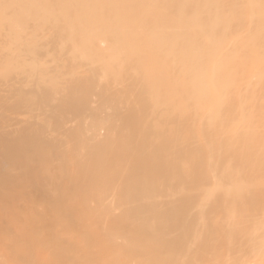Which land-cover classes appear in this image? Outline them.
<instances>
[{
    "label": "bare ground",
    "instance_id": "obj_1",
    "mask_svg": "<svg viewBox=\"0 0 264 264\" xmlns=\"http://www.w3.org/2000/svg\"><path fill=\"white\" fill-rule=\"evenodd\" d=\"M0 264H264V0H0Z\"/></svg>",
    "mask_w": 264,
    "mask_h": 264
},
{
    "label": "rangeland",
    "instance_id": "obj_2",
    "mask_svg": "<svg viewBox=\"0 0 264 264\" xmlns=\"http://www.w3.org/2000/svg\"><path fill=\"white\" fill-rule=\"evenodd\" d=\"M57 2H62L63 0H55ZM57 7H62V4L58 3ZM19 14H21L24 18H28L30 16V11L29 10H24V11H20L19 10ZM126 42V41H125ZM146 42V41H144ZM102 47H104L107 43L104 42L101 43ZM136 48V45L134 46ZM61 49H63V52L68 53L74 50V47L72 46V44L69 42L68 44H65L63 46V48L61 46H57L53 51L59 52L61 51ZM139 53H136V51H129L130 53H132L135 56V60L136 65L139 69L140 72L144 73L145 75H147L148 73H154L156 76L160 77L162 80V83L164 84L165 88H168L170 86V71L171 68L165 67L163 60L164 58H170L171 54H166V51L164 50V48H160L159 49V54H160V59L157 60H153L148 56V51L145 49L142 50H138ZM54 54V56L51 55H44L41 59L40 57V53L36 52L37 55H33V57L35 58L37 64L35 65L37 73H38V78L42 79L45 81L42 90L46 91L47 93H49L50 95L52 94L53 90L51 88H48V85H55L56 88H58L62 83V85H70L73 88L74 87H90L92 89V93L89 95V97L95 101L92 102L90 104V107L92 106V111L97 112L99 107H100V103L98 98V94L100 93V91L102 90L103 86H101V84L98 82L99 77H90L89 73L85 70H82L81 67H78L76 69V75L72 80H68L66 79V81L64 82L62 74H60V76L58 77L56 75L55 69H57V73H59L58 69L59 67L62 65L63 62H66L68 60H70L69 56L70 54ZM165 55V56H164ZM163 56V57H162ZM33 60V58H32ZM43 63H46L45 65H42ZM47 63H50L52 66L51 68H49V65H47ZM42 65V66H41ZM58 78V79H57ZM57 79V80H56ZM128 79V78H127ZM144 79H146V77H144ZM93 84V85H92ZM77 91V88L75 89ZM149 92H146V90L144 89V87H142L141 89L137 90V95L139 97L145 96L146 94H148ZM58 94V93H57ZM97 99V100H96ZM49 107L47 105H39L40 109H42V107ZM49 109H53L52 107H49ZM99 114V112L97 113ZM67 117L70 119V124L71 126L75 127L79 124V118L80 115L77 114L75 111L70 110L69 113L67 114ZM87 118H85V120H89V116H86ZM76 118V120H75ZM107 118L106 115L103 116V114H101V116L99 117V119H103V122H107L105 121ZM75 121V122H74ZM109 122V121H108ZM103 131V129L101 130ZM68 141L67 137H60V143H64Z\"/></svg>",
    "mask_w": 264,
    "mask_h": 264
}]
</instances>
